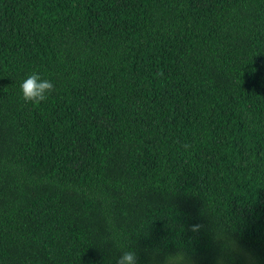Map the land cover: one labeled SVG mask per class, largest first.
Listing matches in <instances>:
<instances>
[{
	"label": "trees",
	"instance_id": "16d2710c",
	"mask_svg": "<svg viewBox=\"0 0 264 264\" xmlns=\"http://www.w3.org/2000/svg\"><path fill=\"white\" fill-rule=\"evenodd\" d=\"M234 245L264 264V0H0V264Z\"/></svg>",
	"mask_w": 264,
	"mask_h": 264
},
{
	"label": "clouds",
	"instance_id": "9594fccd",
	"mask_svg": "<svg viewBox=\"0 0 264 264\" xmlns=\"http://www.w3.org/2000/svg\"><path fill=\"white\" fill-rule=\"evenodd\" d=\"M22 99L26 103L39 104L46 101L55 90V86L50 80L42 78L38 72L28 75L20 84ZM202 226L191 225L193 232L198 231ZM239 254L243 255L246 264H254V257L251 253L244 252L235 245L233 246ZM116 264H139L137 253L134 251H123L116 260Z\"/></svg>",
	"mask_w": 264,
	"mask_h": 264
}]
</instances>
